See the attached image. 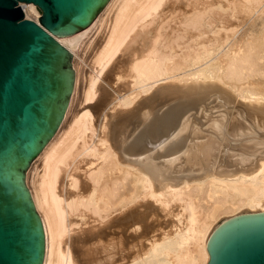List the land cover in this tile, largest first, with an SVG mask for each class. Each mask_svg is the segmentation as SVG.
<instances>
[{"label":"bare ground","instance_id":"obj_1","mask_svg":"<svg viewBox=\"0 0 264 264\" xmlns=\"http://www.w3.org/2000/svg\"><path fill=\"white\" fill-rule=\"evenodd\" d=\"M55 38L72 93L25 175L42 264H207L221 222L264 211V0H109Z\"/></svg>","mask_w":264,"mask_h":264},{"label":"water","instance_id":"obj_2","mask_svg":"<svg viewBox=\"0 0 264 264\" xmlns=\"http://www.w3.org/2000/svg\"><path fill=\"white\" fill-rule=\"evenodd\" d=\"M109 0H0V264H42L45 237L26 187L72 93V53L56 40L87 28ZM20 3H32L38 22ZM207 264H264V211L221 222Z\"/></svg>","mask_w":264,"mask_h":264},{"label":"rangeland","instance_id":"obj_3","mask_svg":"<svg viewBox=\"0 0 264 264\" xmlns=\"http://www.w3.org/2000/svg\"><path fill=\"white\" fill-rule=\"evenodd\" d=\"M92 33H90V34H86V35H84L83 37H82V41L80 40V41H78V43H76V44H74V46H72V50L74 51V52H76L77 54H78V56L80 57H82L83 59H85L87 56V52H86V50H84V46H85V44H84V42H85V40L88 38V37H91L90 38V40L91 39H93L94 37H95V35H91ZM83 46V47H82ZM84 51H85V53H84ZM87 60V59H86ZM87 63V62H86ZM84 66V65H83ZM73 68V67H72ZM84 68V70L87 72V70H88V67L87 66H84L83 67ZM88 73V72H87ZM82 108V106L80 105L79 106V104H78V102H77V105H75V110H79V109H81ZM160 221H162V220H160ZM128 231H130V230H128ZM127 231V232H128ZM132 233V232H128L127 234L128 235H130V234Z\"/></svg>","mask_w":264,"mask_h":264}]
</instances>
